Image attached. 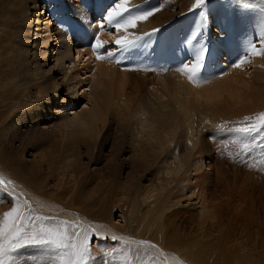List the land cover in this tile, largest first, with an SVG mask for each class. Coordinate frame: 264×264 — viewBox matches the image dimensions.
<instances>
[{
  "label": "rangeland",
  "instance_id": "rangeland-1",
  "mask_svg": "<svg viewBox=\"0 0 264 264\" xmlns=\"http://www.w3.org/2000/svg\"><path fill=\"white\" fill-rule=\"evenodd\" d=\"M92 2L94 3V0H0V137L6 153L12 152L13 162L20 163L16 166L18 169H22L24 163L30 165L33 160L39 158L45 160L68 155L67 158L73 161L75 156H71V153H78L81 158L80 175L83 174L78 184L83 188V192L86 190L92 198L100 197L105 204L101 201L97 208H92L89 213L80 207L72 208L77 210L64 208L62 211L65 212L63 215H67L70 210L75 213H81L83 210L82 213L87 215L82 216L83 224L91 231V234H87L91 235L88 237V247L95 253L102 254L107 251V243L113 245L110 241L115 234L124 233L126 222L123 218L128 216L127 214L124 217L126 213H121L116 207L123 205L118 198L125 202L127 197L108 191L111 184L117 180L123 186H130L139 181L136 176L135 178L129 175L132 173L129 167L133 152L127 144L135 145L136 141H140V122H146L153 127L165 125L170 132H176L175 134L181 137L183 134L179 133L186 132V119L179 120L181 117L178 114L180 109L186 107V101L192 103V109L200 116L205 117L208 111L213 110L219 116L218 126L224 127L229 124L234 113L241 114V119L247 121L251 117L250 113L256 109V103L259 101L256 98L264 97V0H205V3L195 10L193 9L196 0H129L128 6L134 11L153 12L146 21L139 22L136 28L128 31L130 38L139 36L143 39L125 52L118 51L112 41H103L105 51L115 52L113 59L105 58L104 61L115 66L117 70H105V67H111L97 58V63L93 58L90 59L95 65H80L81 71L77 73L76 85L71 84L69 87L70 91L72 89L74 92L70 98L74 101H71L68 100L69 96L66 97V80L62 75L71 72L69 63L76 58V44L70 43V53H59L60 45L56 47L57 42H51V39L55 40L57 37L55 33L59 32L60 18L73 22L77 10L86 5L90 11ZM98 2L102 3L103 7L101 13L93 12L97 19L90 22L84 19L92 27L103 17L107 18V14L115 10L120 0H98L94 4ZM73 26L76 29L78 25ZM104 29L107 33L116 32L113 26L108 30ZM156 29L159 31L155 35H148ZM49 34L50 44L47 45ZM116 35L125 36L123 31L117 32ZM94 39L90 37L88 43L94 45ZM238 41L243 45L239 46ZM229 42L236 44L233 55H230L227 61L224 60L226 56H221L222 53L214 59V48H218L220 43L225 45ZM244 45L249 46V49L244 50ZM203 47L206 48L203 66L199 69L196 80H190L191 72L184 71L185 66L190 69L195 64V56ZM105 51L99 54L104 55ZM245 52L251 53V59L254 57L256 61L253 62L250 57L244 56ZM61 56L69 59L64 60V65L57 66L55 59ZM123 62H126V65H122ZM236 64L240 66L236 67ZM56 67H61V70ZM186 73L189 76H186ZM153 80L156 81L154 84ZM194 118L198 120L199 116L196 114ZM208 124L204 127L209 129H204L197 140L200 149L196 156L203 162L202 172L210 169V158L213 157L209 154L210 145L215 144L221 135L212 123ZM256 135L250 134V140L254 141ZM179 136H175L179 143L172 144L171 147L172 151L178 154L170 160L167 168L168 181L171 183L182 173L185 163L190 173L197 171L196 165L186 155L189 147H186V144L182 146L185 136ZM252 145L253 143L249 142L247 147L251 148ZM5 157L6 154L3 155V158ZM119 160L125 161L120 168ZM177 160L181 161V168L174 163ZM238 160L233 159L232 167L241 165L244 169L249 164L247 159L239 160L240 162ZM254 167V175L263 181L259 192L251 194L255 183H252L249 177L248 196H225L222 193L224 197L221 196V200L225 202L226 207L223 214L227 217L226 225L229 229L234 222L244 220L245 214H250V209L255 212L258 208L264 213V160L261 156L255 158ZM236 171H229V176L239 173ZM47 172L42 171V176ZM245 175V171L239 173V177H246ZM149 178L150 176H147L144 182H140L146 190L143 197L138 198L137 195L141 205L140 211H147V214L152 209L151 205H158L165 184V178L159 177L158 181L150 183ZM64 180L71 183L74 180L73 173L48 180L46 187L51 190L55 184L63 188ZM229 180L234 181L230 178ZM241 181L242 179H235L233 185H241ZM106 182L107 186L104 187L102 184ZM209 185H202L201 190H206L205 193L211 191L212 187ZM12 186L15 187L13 184ZM96 186H103L104 191L101 189L102 191L96 192ZM71 187L67 186L70 190ZM0 189L5 193L0 202H5V207L11 210L13 200L18 195L2 188L1 185ZM178 195L183 198L184 204L178 210L177 219H182L181 222L188 228L189 218L192 215L198 218L203 212V209H199L203 206H200L198 200H192L190 195H186V191ZM70 197L71 193L67 196L66 203H69ZM198 197L206 198L200 193ZM191 206L193 208H190ZM126 208L124 210L128 213L129 209ZM159 217L160 214L155 217L146 216V220L142 221V230L145 229L146 233L151 235L156 224L154 222ZM0 219L3 220L1 209ZM64 219L72 226L77 220L74 215ZM231 234L232 229L228 236ZM205 235L199 236L202 244L207 240ZM142 244V247L146 245ZM197 247V241H194L189 249L186 248V264H204L207 262L205 255H215L213 249L201 252L197 251ZM151 248L153 247L150 246V252L154 254L156 262L166 264V258ZM13 254L14 252H10L9 257ZM167 256L173 257L175 264H179L175 254Z\"/></svg>",
  "mask_w": 264,
  "mask_h": 264
},
{
  "label": "bare ground",
  "instance_id": "bare-ground-1",
  "mask_svg": "<svg viewBox=\"0 0 264 264\" xmlns=\"http://www.w3.org/2000/svg\"><path fill=\"white\" fill-rule=\"evenodd\" d=\"M96 1L98 0H94V3ZM94 3L92 4L90 11L86 7V5L84 6V8H79L77 10L78 13H75L76 18L72 19L73 22L60 18L58 20L59 32L57 34L55 33V36L57 37L55 40L53 38L51 39V42H57L55 44L56 47L58 46V44L60 45L58 50V52L60 51L59 53H62L63 51H67L70 53V43L76 44V58L75 60L73 58V62L69 63L71 64V72L69 74L62 75L63 77H65L64 80H66L64 81L67 91L66 97L69 96L68 100L71 101L73 99L70 98H72L71 96H73L74 92L72 91V89L70 91L69 87L71 86V84L72 86L76 85V76L77 73H80L81 67H87L88 65L93 64V62H90V59L92 58L94 62L97 63V53L92 50L93 45H90V42L88 43V41H90V37H93V39L95 38L93 42H96L98 38L101 43L103 41H112L114 43L118 38V36L116 35L117 32L107 33L104 29L107 28L108 30L111 27L108 25L106 17H103L101 20V16H99L98 18L100 20L98 21L97 25L93 27L90 26L89 23L84 21V19H87L89 22L92 19H97L94 14H98L96 13V8L100 3ZM100 5L101 13L103 5L102 3ZM40 14L41 13H39V16ZM44 14L45 13H43V17ZM66 21L68 23H66ZM73 25L78 26H76L75 29ZM38 26L39 25H37V27ZM94 27H96L97 29H95ZM128 31L124 32V35H127L129 37L131 35H129ZM37 35L38 33L35 34L36 38H38ZM101 35H107V37L104 38ZM50 37L51 35L49 34L47 36L48 39L46 40V44L49 42ZM237 43H239V46L243 45L242 43H240V41H238ZM235 46L236 44L230 42L225 45H221L220 43L218 45V48H214L212 57L216 59V56L222 53L221 56H226L224 60L227 61L229 56L233 55V51L236 49ZM244 46V50L247 48L249 49V46ZM104 51L105 50L103 48V51L99 53H103ZM105 52L106 54L102 55L104 58L99 59L104 62L103 64H107L104 59L107 58L108 51ZM244 56H247V58L250 57L249 59L253 62L256 61V58L254 57L251 59V53L245 52ZM67 59H69V57L61 56L55 59V63L57 64V66H62L64 65V60L66 61ZM109 63H111V61H109ZM109 67L111 68L105 67L104 69L112 71H115L116 69L113 65H109ZM56 68H60L58 70H61V67ZM148 74H150V72ZM187 75L188 74L186 73V76ZM153 79H155V77ZM152 82L154 84V82L156 81L153 80ZM82 92L84 93L85 91ZM216 94L217 93H215V95ZM211 97L212 99H214L213 95H211ZM216 97L218 96L216 95ZM256 99H259V101H257L256 103V109H253V112L250 113L251 117L247 121L245 119H241V114L234 113V116L230 117L231 119L228 122L229 124L225 125L224 127L218 126L219 116L217 113L213 112V110L208 111L205 117L200 116L197 111L192 109V103L186 101V107L180 109V111L178 110L180 112L178 116L180 115L181 117V119L179 120L183 121V119H186V126L184 125L186 128V132L183 133L182 131H178L180 132L179 134H183L181 135V137L178 134L176 135V132H170L168 130V127L165 125L159 124L156 127H153L146 122H140L138 134L140 141H136L135 145L127 144L128 147L130 146L131 151L133 152L129 167L132 170V173H129V175H131L132 177L136 176L137 178H139V181L134 182L130 186H123L121 185L120 181L116 180L114 181V183L112 182L113 184H111V188L110 190H108L116 192L118 194L120 193L121 195L127 197L125 202H123L121 198H118V201H121L123 205L122 207H120V205L116 206L119 210H121V213H126L123 215L124 217L128 214V216H126V219L123 218V221L126 222V229H123V236H120L122 234H115L116 239L110 241L113 243V245L111 243H107V245H105L104 243L107 251H104L102 254L95 253V251L89 249L90 258L87 260L86 264H161L157 263L154 259V254L150 252V246L153 247L151 249L157 251L159 254L166 258V264H175V260H172L174 255L172 258L170 256H167L170 254H175L178 257L179 264H186V248L189 249L194 241H197V251H211V249H213V252H215V255H213V253L204 256L207 258V262H205L204 264H264V213L260 212L258 208L257 210H255V212H252V210L249 208L250 214H245L246 216H244V220L231 224L232 234L231 236H228L231 229L227 228L226 222L228 220L227 217H224L223 214L224 209L226 208L224 207L225 202L223 203L221 200V196L224 197V194L225 196H228V194H233V196H235V194L244 195V197L248 196L247 178L249 177L250 179H252V183H255L253 187L251 186L253 188L251 189L252 195L255 192H259L261 190V185H263V181L260 179V177L255 176L253 172L255 170V158L261 156L262 160H264V128H262L261 131L255 133L257 134L254 138L255 142L250 140V134L246 135L235 131V129L239 127H248L252 124L260 126V122L257 118L261 116V114H264V97H259ZM196 114L199 116L198 120H195L194 118ZM208 123H212L214 127L217 128V132L221 135L219 136L215 144L210 145L209 154L213 155V157L210 158V169L207 172H202L203 162L196 156L200 149V145L197 140H199V136L204 129H209L207 127H204L206 126V124L208 126ZM173 130H176V128ZM175 136H179L180 138H182V136H185L183 138L184 142L182 146L186 144V147H189L186 155L188 156V159L194 165H196L197 171H195L194 173H190V171L186 169L185 163L182 173L174 179L173 183H171L168 181L169 174L167 173V168L170 165V160L175 158L178 154L176 151L173 152L171 149L172 144L179 143L177 137ZM1 140L2 139L0 137V143L2 142L0 146V181L3 182L0 183V185L2 188H6L8 191H12L14 194L18 195V197L15 196V199L13 200V207H18L25 217H31L33 219L35 217H41L46 224L55 225L60 224V222H64V225L61 226L63 227L66 225L67 231L70 234L73 232H79L82 234L86 232L87 234H91V231L83 224L82 216L87 215H84V213L82 212L84 210L88 211L87 213H89V210L94 207L97 208V206L103 199L101 200L100 197L92 198L91 195L88 194L85 190L86 187L84 186L85 191L83 192V188L78 184L79 179L81 178V176H83V174L80 175L81 158L78 153H71V156H75L73 161H70L69 158H67L68 155H62L63 157L60 156L58 158L50 157L45 160L39 158L37 160H33L32 164L30 165L24 163L23 168L20 169L19 167L18 169L16 166H19L20 163L13 162V159L11 157L12 152H10V154L6 153L5 146H3L4 142ZM249 142L253 143L251 148L247 147V144ZM4 154H6L7 157L3 158ZM205 158L208 159L209 157L205 156ZM236 158H238L240 161H244L247 159L249 160V164L244 169H242L241 165L232 167V161ZM124 162V160H119L118 167L123 166V164H125ZM174 163L178 168L182 167V165L180 164V160H177ZM232 170H237L236 172L239 171V173L241 171H245L246 177H239V173L234 172V175L231 174L230 177L228 172H232ZM42 171L48 172L45 174V176H42ZM68 173H73L74 180L71 183L70 181H65V179L63 188H60L62 186L54 184V187H52L54 189H47L46 186L48 180L58 177L59 175H68ZM147 176H150L149 183L158 181L160 179L159 177L165 178V184L162 188V196L160 197L157 206L151 205L152 209L150 210L149 214H147V211H140L141 205L137 200V195L138 198H140L145 194L146 190L143 188V186L140 185V182H144ZM229 178L234 181L229 180ZM235 179H242V184H236L234 186L233 184L235 183ZM60 183L61 181L59 182V184ZM12 184L15 185V187H13ZM104 184L102 185L106 187L107 182ZM207 184H210L209 187H212L211 191L208 190L210 191L209 193L207 191L208 194L204 192L206 190H201V186H206ZM67 186H72L71 190L67 188ZM103 186L99 188L96 186L95 191L99 192L101 189L104 191ZM262 188L264 190V187ZM1 190L2 189H0V200L4 198L5 194ZM184 191H186V195H190L192 200H198L200 206H203L199 209H203V212L199 215L198 218L193 215L191 216V218H189L188 228H185V226L181 222L182 219H177L179 214L178 210L182 208V205L184 204L183 198H180V195H178V193H183ZM70 193L72 197H70V200H68L69 203H66L67 196ZM198 193L204 195L206 198H199ZM102 203L104 202L102 201ZM65 204H68V206H66ZM74 207H80L83 210L81 209V213H75L70 210L67 215H63L65 213L63 212L64 208L72 209ZM125 208L129 209L128 213L125 212ZM190 208H193V206H191ZM0 209L1 211H3V214L5 213V211H10L5 207V202H0ZM157 214H160V217L154 222L156 224H154L151 235H148L145 229L142 230V221L146 220V216L148 215L155 217ZM70 215H74L77 218L76 223L73 222V226L72 224H69L66 219H64L65 217H70ZM0 220V223H2L3 220ZM37 223H39V221H37ZM204 235L207 240L202 244L199 236ZM87 236L89 237L91 235ZM146 236H149V238ZM125 238H127V240ZM142 243L146 245L142 247L140 245ZM110 245H112V247L109 248L108 246ZM146 246L149 248H145ZM13 252L14 254L9 257L8 264H53L51 257L54 255V253L41 246H23Z\"/></svg>",
  "mask_w": 264,
  "mask_h": 264
},
{
  "label": "snow or ice",
  "instance_id": "snow-or-ice-1",
  "mask_svg": "<svg viewBox=\"0 0 264 264\" xmlns=\"http://www.w3.org/2000/svg\"><path fill=\"white\" fill-rule=\"evenodd\" d=\"M204 3L205 0H196L193 10ZM128 5L129 0H120L116 4L115 10L107 14L108 25L113 26L116 32H127L129 29H134L139 22L146 21L153 15L152 11H134ZM158 31L159 29L153 30L148 35H155ZM142 39L143 37L139 36L135 38H130L127 35L118 37L114 42L115 48L125 52ZM102 48H105V45L97 38L92 50L98 53L96 56L98 60L104 58L99 54ZM205 51V47L200 49L195 56L196 62L190 69L185 66L184 70L191 72L190 80H196L199 69L205 60ZM114 56L115 52L108 50L107 58L113 59ZM117 62L119 63V61ZM239 66L240 64H236V67ZM257 119L260 126L252 124L248 127H239L235 131L246 135L261 131L264 128V114H261ZM0 183L3 182L0 181ZM61 225H64V222L50 225L46 224L41 217L34 219L25 217L18 207H12L10 211L3 214V222L0 223V264H8L10 252L28 245L41 246L54 253L51 257L53 264H86L90 258L87 233L73 232L70 234L67 231V226L62 227ZM115 239L113 237V240Z\"/></svg>",
  "mask_w": 264,
  "mask_h": 264
}]
</instances>
